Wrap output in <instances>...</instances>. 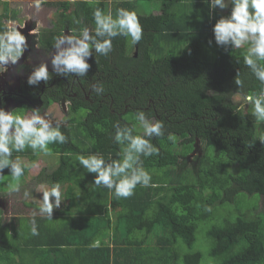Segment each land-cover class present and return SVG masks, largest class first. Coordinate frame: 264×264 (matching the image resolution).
<instances>
[{"label": "trees", "instance_id": "1", "mask_svg": "<svg viewBox=\"0 0 264 264\" xmlns=\"http://www.w3.org/2000/svg\"><path fill=\"white\" fill-rule=\"evenodd\" d=\"M56 1L52 28L42 33L49 48L62 32L94 29L95 7L109 10L108 0ZM117 1L113 13L124 7L140 14L143 38L133 45L117 37L108 56L94 53L62 129L68 142L49 146L60 154L49 180L68 185L66 208L55 210L57 224L37 218L38 236H21L23 217L5 224L15 239L0 238V264H30L36 254L40 260L31 264H204L201 250L187 251L180 261L172 254L180 239L193 246L201 223L207 225L212 264H264V122L235 99L259 94L264 86L243 63L246 46L225 50L215 43L213 26L231 6L221 14L205 0H160L162 13L155 14L146 11L155 0ZM137 1L144 2V12ZM238 73L242 88L235 83ZM97 83L104 86L101 95L91 90ZM81 110L86 113L80 116ZM138 110L165 124L164 135L152 138L159 155L142 157L154 186L138 185L131 197L118 199L113 190L95 186V174L76 157L99 152L106 160L118 158L113 125L136 123ZM26 153L38 156L31 149L20 154ZM75 185L83 190L79 198ZM96 238L101 247L92 248Z\"/></svg>", "mask_w": 264, "mask_h": 264}, {"label": "clouds", "instance_id": "2", "mask_svg": "<svg viewBox=\"0 0 264 264\" xmlns=\"http://www.w3.org/2000/svg\"><path fill=\"white\" fill-rule=\"evenodd\" d=\"M46 2L33 0L37 9ZM96 2L98 5L99 0ZM205 3L212 10H224L231 6L230 14L221 16L213 26L215 43L225 50L246 46L243 63L264 86V0H205ZM92 17L94 29L84 25L78 29V34L70 30L68 34L62 32L54 38L56 51L51 56V66L56 75L83 78L91 68L89 60L93 52L108 56L113 51V40L117 37L130 38L133 45L143 38L140 14L134 9L120 7L113 13L112 10L105 12L97 6L92 11ZM73 19L74 23L82 24L81 20ZM22 28V25L9 20L5 30L0 31V73L7 71L10 64L16 65L28 48L27 38L20 30ZM50 79L49 64L42 61L34 67L27 83L29 86H38L41 81L47 84ZM235 83L241 88L244 85L239 73ZM91 90L97 95L105 91L102 83L92 85ZM245 99L251 106V115L255 120L264 122V89L259 94L247 95ZM134 119L136 123L133 124L117 122L113 125L115 134L112 139L121 146L118 158L106 160L99 152L76 157L86 172L95 174L93 184L113 190L114 197L118 199L131 197L138 185L154 186L151 172L144 167L142 157L159 155L160 149L152 142V138H159L165 132L164 121L150 119L144 110H138ZM65 127L66 122L57 120L53 123L47 112H41L39 108H33L30 113L0 108V183L6 181L4 170L7 168L11 174L7 189L9 192H19L26 170L38 167V163L25 162L20 156L13 158V153L31 149L34 155L51 156L53 149L50 145L68 142V136L62 131ZM36 191L42 192L39 214L52 221L54 208H60L63 201L60 183H54L50 188L38 187ZM36 215V212L32 213V236L39 235ZM90 246L101 247V239H94Z\"/></svg>", "mask_w": 264, "mask_h": 264}, {"label": "rangeland", "instance_id": "3", "mask_svg": "<svg viewBox=\"0 0 264 264\" xmlns=\"http://www.w3.org/2000/svg\"><path fill=\"white\" fill-rule=\"evenodd\" d=\"M72 2L74 0H71ZM56 1L54 0H47V2L40 8L37 9L34 4L33 0H0V15L3 13H6L3 15V17L9 18L13 10H16V18L19 20L17 21L19 25H22L23 28L21 29L22 33L26 36L27 42H28V48L26 49L24 55L21 57V59L17 62V68L15 65V73L14 77L12 78H20V79H28V76L31 74L32 70L35 66H38L42 61H47L49 64V68L52 69L51 66V56L54 55V51H46L45 49H41L37 39L39 32L42 31V29L50 28L52 27V19L56 16L57 13V6H54ZM118 3L116 0H110L108 2L109 10L112 8L113 4ZM138 3V9L142 11L143 6H141L140 2ZM7 4V5H6ZM146 4V3H145ZM156 5L160 7V0L156 1ZM7 6V8H6ZM71 9L68 11L70 12ZM152 9V7H151ZM228 9V8H227ZM224 9V10H227ZM7 10V11H6ZM147 12H150L151 10H146ZM9 16V17H8ZM68 34V33H65ZM130 41V38H129ZM131 42V41H130ZM94 56V52H93ZM11 66V65H10ZM13 66V65H12ZM10 78V79H12ZM238 103L241 104H248V102L242 98V97H235ZM65 110H67V106L64 105V109H62L54 105L52 106L48 111V117L50 118H58L62 119L64 122L67 121L68 116L66 115ZM86 112L84 110H81L80 116L82 114H85ZM67 116V117H66ZM196 153H200L199 151L192 154L194 155ZM198 155V154H197ZM52 164L51 166H46L45 164L48 163L50 160L49 158H46L45 156H42L37 161L38 167L27 170V173L25 177H28L31 175V179H28L27 182L21 184V188L19 192H9L7 189V181L5 183H0V208L2 209L3 214L0 213V238L7 237V241H13L15 239V236H12L11 229H5L2 228L5 224H9L12 219H19L17 216L20 215L23 218L21 219V225L22 228L21 236L27 237L30 234V227L31 223L29 219H32V213L36 212L37 215L35 219L37 218H46L44 216H41L39 214V204L42 202V192H37L36 189L38 187L43 188H50L51 183L49 180L48 174H50L54 168H56V162L58 163V158L56 156L52 155ZM57 158V159H56ZM57 160V161H56ZM29 162V161H27ZM185 162V160L183 161ZM49 164V163H48ZM11 176H6V178H10ZM23 181V179H22ZM68 185H61V191H62V202L60 209L63 211L66 208V201L67 196H65V191ZM25 193H28L25 195ZM83 194V190L75 185V196L77 198L81 197ZM263 199L261 200V203H263ZM248 205H254V203L251 201L250 198L247 199ZM260 203V207H262V204ZM231 205L229 204L227 208L224 210L227 211L230 209ZM0 209V212H1ZM56 209L54 208L53 216L56 215L54 212ZM81 210V208L78 209V211ZM75 212V211H73ZM19 216V217H20ZM28 216V217H24ZM57 216V215H56ZM66 216V215H65ZM78 218V215L76 216ZM65 220V219H63ZM82 226V223L80 226L76 227L75 229H78ZM207 225L204 223H201L197 234H196V240L193 244V246H190L186 244L183 240H180L181 247L185 249L186 251H193V250H201L204 254L203 263L204 264H212L214 261L212 260L210 254V242L206 235ZM11 234V235H10ZM28 260V259H27Z\"/></svg>", "mask_w": 264, "mask_h": 264}, {"label": "flooded vegetation", "instance_id": "4", "mask_svg": "<svg viewBox=\"0 0 264 264\" xmlns=\"http://www.w3.org/2000/svg\"><path fill=\"white\" fill-rule=\"evenodd\" d=\"M6 13L0 15V31L5 30L7 21L13 20L16 23H18L17 21H19L16 18L17 17L16 15L15 17L13 16L14 13L17 14L16 10H13L10 17L8 16L9 18L3 17V15H5ZM43 30L44 29H42L41 32L37 33L38 34L37 42L41 49L43 50L45 49L47 52L53 51L55 49L54 45H52V47L49 48L43 43H41L43 39L42 36L44 35V34L42 35ZM69 31L70 30H67L64 33H69ZM92 57L90 58V60L92 59ZM10 65L8 66L7 71L0 73V108H4L5 110H9V111L15 109V111L17 112H29V113L33 110V108H39L41 112H47L48 114V111L52 106L57 105L61 109L62 107L64 109V105H66L67 110H65V112L66 115L69 116L70 106L72 105V99L73 97H76L79 92L76 91V88H78V85L79 86L81 85L79 77L71 76L68 78L65 76L56 75L53 72V69L49 68L51 79L47 82V84L41 81V83L38 86H29L27 80L25 79L22 80L20 78H16V79L12 78L14 77V73H15L14 71L15 65L13 66ZM17 67L18 66L16 64V68ZM81 89H83V85H81ZM56 96H58L59 99L57 100L53 99V101L52 99H49V97L55 98ZM50 119L53 120V123H55V121L57 120L63 121L62 119H58V118L52 119L50 117ZM68 119L66 121V124H68ZM31 155L32 154L29 155L27 153L15 154L14 152L13 158H15L16 156H20V158L25 162L27 161L31 162L33 160L37 162L41 156H44L43 154H40L35 159H31ZM45 165L49 167L50 163L49 164L47 163ZM8 170L9 169L7 168L4 170L5 177L10 175V172ZM22 179L23 181L21 182V184L27 182L28 179H31V175H29L28 177H23ZM6 180H11V178H6ZM0 213L1 215L3 214L2 209ZM19 216L20 215H18L17 217L19 218Z\"/></svg>", "mask_w": 264, "mask_h": 264}, {"label": "crops", "instance_id": "5", "mask_svg": "<svg viewBox=\"0 0 264 264\" xmlns=\"http://www.w3.org/2000/svg\"><path fill=\"white\" fill-rule=\"evenodd\" d=\"M110 0H108V2H109ZM156 1L157 0H155V1H152V9H151V11L153 12V13H155V14H160V13H162V10H161V7L159 8V6H157L156 5ZM143 4H144V2H142V4H141V6H143ZM147 8L146 7H144V8H142V11L144 12L145 10H146ZM229 9V8H228ZM228 9L227 10H221V9H219L218 8V11L219 12H221V14H225L227 11H228ZM140 11V10H139ZM142 11H141V13H142ZM45 156V155H44ZM53 156H56L57 158H58V163L56 162V168L59 166V164H60V154L59 153H53ZM42 157V156H41ZM46 158H49L50 160L48 161V163H50V166H51V164L53 163L52 161V155L51 156H45ZM56 158V159H57ZM57 161V160H56ZM56 168H54V169H56ZM55 214L57 213V212H54ZM57 216L59 215L60 216V214H56ZM56 215H54L53 216V220L52 221H49V220H46L48 223H50V224H57L56 223V218H57V216ZM110 216H111V219H112V222H114L115 221V217H114V213H113V211H111L110 210ZM116 216V215H115ZM180 240H182V239H180ZM186 244H187V242L185 241V240H183ZM111 246H112V248L114 249V248H118L119 249V247L117 246V247H115V245H112L111 244ZM122 247H125L124 245H121V248ZM135 247L136 248H138V247H141V246H138L137 245V243H136V245H135ZM129 248H133V245H130V247ZM123 249V248H122ZM172 250H173V256H174V259H175V261L177 260H179V259H181V258H183L184 257V255H185V253H187V251L185 250V249H183L182 247H181V243H180V241H177L176 243H173V246H172ZM114 252V251H113ZM131 254H133L134 252H130ZM39 254V253H38ZM77 256V255H76ZM118 257H120V258H122V259H125V260H127L128 259V257H125V256H123L122 255V253L121 252H119L118 253ZM37 258H39L38 257V255L36 254L33 258H30V259H28L29 260V262H30V264L32 263V262H35V261H38V260H40V259H37ZM76 258H74V259H72V261L73 260H75ZM79 261V258L77 259V262ZM180 261V260H179Z\"/></svg>", "mask_w": 264, "mask_h": 264}]
</instances>
